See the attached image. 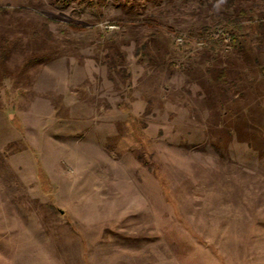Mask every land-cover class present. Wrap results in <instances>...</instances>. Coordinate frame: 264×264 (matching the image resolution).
<instances>
[{
    "label": "rangeland",
    "instance_id": "374dc122",
    "mask_svg": "<svg viewBox=\"0 0 264 264\" xmlns=\"http://www.w3.org/2000/svg\"><path fill=\"white\" fill-rule=\"evenodd\" d=\"M0 264H264V0H0Z\"/></svg>",
    "mask_w": 264,
    "mask_h": 264
},
{
    "label": "trees",
    "instance_id": "16d2710c",
    "mask_svg": "<svg viewBox=\"0 0 264 264\" xmlns=\"http://www.w3.org/2000/svg\"><path fill=\"white\" fill-rule=\"evenodd\" d=\"M142 20H143V23H145L147 25H153V24L157 23L150 18H144ZM50 21H51L50 19H46L45 22L42 23L41 28H40V34H42L46 38H49L51 36V32H50V30L48 28V24H47ZM227 26L229 29L230 42L232 44H235L236 43V35L233 31H235V29H240L242 26L234 23L232 20L227 23ZM68 27H70L71 29H75V30L80 29V26L73 23V22H69ZM191 37H193L196 40H200V41H208L206 28H202L201 30H199L197 32H192Z\"/></svg>",
    "mask_w": 264,
    "mask_h": 264
},
{
    "label": "built area",
    "instance_id": "2783aa9c",
    "mask_svg": "<svg viewBox=\"0 0 264 264\" xmlns=\"http://www.w3.org/2000/svg\"><path fill=\"white\" fill-rule=\"evenodd\" d=\"M177 41L180 43L182 41V38L181 37H178L177 38Z\"/></svg>",
    "mask_w": 264,
    "mask_h": 264
}]
</instances>
